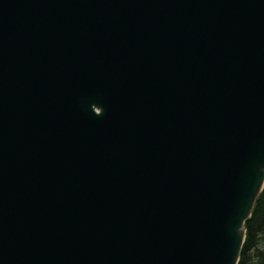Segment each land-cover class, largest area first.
I'll return each mask as SVG.
<instances>
[{
    "label": "water",
    "instance_id": "water-1",
    "mask_svg": "<svg viewBox=\"0 0 264 264\" xmlns=\"http://www.w3.org/2000/svg\"><path fill=\"white\" fill-rule=\"evenodd\" d=\"M263 188L264 0H0V264H238Z\"/></svg>",
    "mask_w": 264,
    "mask_h": 264
},
{
    "label": "trees",
    "instance_id": "trees-1",
    "mask_svg": "<svg viewBox=\"0 0 264 264\" xmlns=\"http://www.w3.org/2000/svg\"><path fill=\"white\" fill-rule=\"evenodd\" d=\"M245 229L246 238L239 264H264V190L256 200Z\"/></svg>",
    "mask_w": 264,
    "mask_h": 264
},
{
    "label": "bare ground",
    "instance_id": "bare-ground-1",
    "mask_svg": "<svg viewBox=\"0 0 264 264\" xmlns=\"http://www.w3.org/2000/svg\"><path fill=\"white\" fill-rule=\"evenodd\" d=\"M26 54V53H25ZM27 57V54L25 55ZM27 61H29L30 65H31V60H29V58L27 59Z\"/></svg>",
    "mask_w": 264,
    "mask_h": 264
}]
</instances>
